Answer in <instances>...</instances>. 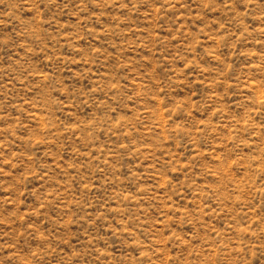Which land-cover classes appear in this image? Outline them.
Returning a JSON list of instances; mask_svg holds the SVG:
<instances>
[{"label": "rangeland", "instance_id": "obj_1", "mask_svg": "<svg viewBox=\"0 0 264 264\" xmlns=\"http://www.w3.org/2000/svg\"><path fill=\"white\" fill-rule=\"evenodd\" d=\"M0 264H264V0H0Z\"/></svg>", "mask_w": 264, "mask_h": 264}]
</instances>
